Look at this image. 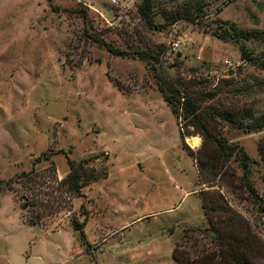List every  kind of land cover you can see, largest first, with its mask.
I'll use <instances>...</instances> for the list:
<instances>
[{"label": "rangeland", "instance_id": "374dc122", "mask_svg": "<svg viewBox=\"0 0 264 264\" xmlns=\"http://www.w3.org/2000/svg\"><path fill=\"white\" fill-rule=\"evenodd\" d=\"M142 5L0 0V264H178L176 245L208 227L201 190L221 192L264 239V130L220 118L212 127L249 155L257 199L242 181L200 183L185 148L198 151L203 136L172 114L148 61L108 48L158 59V74L191 86L210 112L260 117L264 0H152L155 27ZM179 14L193 19L171 23ZM225 29L244 34L252 61L215 35Z\"/></svg>", "mask_w": 264, "mask_h": 264}, {"label": "trees", "instance_id": "16d2710c", "mask_svg": "<svg viewBox=\"0 0 264 264\" xmlns=\"http://www.w3.org/2000/svg\"><path fill=\"white\" fill-rule=\"evenodd\" d=\"M140 11L141 19L149 26L155 27L151 17L152 0H143ZM182 19H193V17L179 14L170 21L174 23ZM215 35L223 41L234 40L240 45L242 59L253 60L248 55L245 44L241 42L244 34L237 29H225L216 32ZM251 35L249 33L247 37ZM95 41L98 42L97 38ZM108 48L110 53L116 57L133 55L148 61L155 71L160 91L172 114L177 118H182L186 127H193L195 133L203 136V145L198 151L185 148L196 162L200 183L205 184L220 178L227 186L236 188L237 182L242 181L244 185L242 187H246L250 194L257 199V192L249 177L252 166L249 155L239 144L230 143L226 138L215 134L212 127L214 123H219L217 118L234 122L243 127L246 125V121H252L251 124H247L245 129L249 133H256L264 130V115L255 117L249 114L238 118L241 111L232 114L218 111L210 112L201 107L197 93L190 88L191 86H187L188 89L182 88L184 82L176 81L166 72L158 74V66L161 67L158 59L153 56L148 57L140 51L132 54L112 46H108ZM262 68L264 70V64ZM208 97L213 99L214 94H208ZM185 135H191V133L189 131L187 134L182 133V138ZM213 147L214 150H212ZM259 152L262 156L261 162L264 165V141L259 145ZM232 162H237L243 171L241 178L237 176V169L233 166L230 167L229 164ZM68 164L71 172L67 182L74 192L80 193L85 187V183L81 182L75 163L69 159ZM32 174L33 171L22 173L18 178H31L30 175ZM199 194L208 227L197 230L198 235L192 240L176 245L173 251L175 261L178 264H264V239L251 227L249 221L229 204L221 192L201 190ZM28 208V202L22 206L23 210ZM39 220L35 219L38 222ZM75 227L84 236L85 223L76 224ZM206 239H208V243H205Z\"/></svg>", "mask_w": 264, "mask_h": 264}, {"label": "bare ground", "instance_id": "6f19581e", "mask_svg": "<svg viewBox=\"0 0 264 264\" xmlns=\"http://www.w3.org/2000/svg\"><path fill=\"white\" fill-rule=\"evenodd\" d=\"M193 138V142L198 146L201 144V138L200 137H191Z\"/></svg>", "mask_w": 264, "mask_h": 264}, {"label": "built area", "instance_id": "2783aa9c", "mask_svg": "<svg viewBox=\"0 0 264 264\" xmlns=\"http://www.w3.org/2000/svg\"><path fill=\"white\" fill-rule=\"evenodd\" d=\"M175 46L178 47V46H179V43H176ZM226 63H227L228 65H232L229 61H227Z\"/></svg>", "mask_w": 264, "mask_h": 264}, {"label": "crops", "instance_id": "0c3cea01", "mask_svg": "<svg viewBox=\"0 0 264 264\" xmlns=\"http://www.w3.org/2000/svg\"><path fill=\"white\" fill-rule=\"evenodd\" d=\"M199 193H200V191H199ZM200 195V194H199ZM204 213V212H203ZM204 217H205V215H204ZM205 219H206V217H205ZM207 221V220H206ZM208 223V222H207ZM61 228H64V227H61ZM66 228V227H65Z\"/></svg>", "mask_w": 264, "mask_h": 264}, {"label": "water", "instance_id": "95a60500", "mask_svg": "<svg viewBox=\"0 0 264 264\" xmlns=\"http://www.w3.org/2000/svg\"><path fill=\"white\" fill-rule=\"evenodd\" d=\"M38 225H35V228H37Z\"/></svg>", "mask_w": 264, "mask_h": 264}]
</instances>
